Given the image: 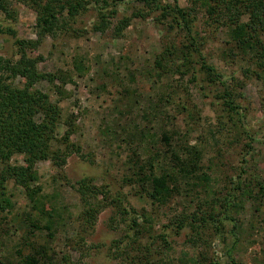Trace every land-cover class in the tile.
<instances>
[{
    "label": "rangeland",
    "instance_id": "374dc122",
    "mask_svg": "<svg viewBox=\"0 0 264 264\" xmlns=\"http://www.w3.org/2000/svg\"><path fill=\"white\" fill-rule=\"evenodd\" d=\"M6 1L13 18L3 21L0 29L10 27L15 36L0 32V56L15 60L19 57L15 37L36 38L33 28L36 12L20 0ZM178 3L182 7L191 4L189 0H178ZM140 5L133 0L119 5L117 15L108 19L110 25L104 32L91 30L96 16L90 9L77 16L69 32L40 41L37 52L43 53L44 58L37 61V67L43 72H56L60 80L56 79L54 86L41 80L36 86L48 92L50 99L60 106L62 120L72 119L74 132L70 141L79 145L81 151L70 154L62 167L53 165L49 159L37 161L34 165L37 178L29 183V190H35L32 194L13 178L4 180V193L0 195V264L38 259L44 252L50 253L54 262L64 253L76 264H124L129 261L113 258L110 252L115 242L127 234V221L113 205L96 210L93 222L83 221L81 214L85 205L72 184L83 176L94 177L98 187L105 185L112 192L122 190L128 193L133 207L145 208L150 213L149 200L134 192L125 181V176L131 173L128 169L129 143L135 128L151 123L145 112L148 105L172 89L176 92L166 107L174 118L166 127L175 125L184 130L189 125L190 144L199 147L204 154L211 191L204 190L205 187L187 189L189 196L183 192L176 195L157 210L154 221H166L167 217L181 211L198 210V206L208 208L204 200L224 195L230 180L239 171L240 152H244L243 145L249 140L239 127L235 129L238 132L231 129L234 136L224 131L226 134L216 140L210 135V130L218 124V117L224 113L219 107L220 100L215 97L216 92L204 90L202 82L191 81L189 75L180 78L170 74L156 81L155 56L164 44L178 43L182 34L167 33L162 23L140 17H132L121 36L113 34L118 19L131 15ZM3 17L0 11V22ZM196 24L206 41L203 51L207 60L224 73L228 86L234 89L236 101L244 113V124L255 137L249 154L251 167L264 178V70L261 72L252 60L233 59L223 54L227 28L207 25L203 11L199 12ZM75 64H80L81 68ZM247 66L260 74H247L244 71ZM179 101L189 109L194 106V115L178 112L176 106H170ZM65 129L63 123L58 126L57 138L60 139ZM236 133L240 135L239 141ZM9 163L23 164L22 155L13 154ZM3 168L0 162V178ZM251 201L259 202L246 201L244 210L232 213V219L224 221V230L232 233L226 243L218 244L215 240L213 244L210 242V248L202 244L195 250L183 232L170 238L172 248L168 249L161 264H178L181 256L195 257L205 250L210 257L214 254L212 248L221 257L222 264H232V259L237 264H264V205L262 202L259 211H255ZM41 205L49 210L48 220L41 212ZM47 222L49 229L44 226ZM235 238L237 242L231 249ZM130 251L132 248L127 245L121 253L131 255Z\"/></svg>",
    "mask_w": 264,
    "mask_h": 264
},
{
    "label": "trees",
    "instance_id": "16d2710c",
    "mask_svg": "<svg viewBox=\"0 0 264 264\" xmlns=\"http://www.w3.org/2000/svg\"><path fill=\"white\" fill-rule=\"evenodd\" d=\"M20 1L36 12L33 25L36 38L15 37L14 44L19 57L14 60L0 56V162L4 167L0 178V195L4 193L3 182L8 178H13L32 194L35 190H29V183L37 178L34 170L37 161L49 159L53 165L62 167L70 154H80L81 151L79 145L70 141V135L74 132L72 119L66 117L62 120L60 106L50 99L48 92L36 86L41 80H46L53 86L56 79L60 80L56 72H43L37 67V61L44 58L43 53L37 52L40 41L47 36L57 37L62 32H69L77 16L90 9L96 16V21L90 25L91 30L104 32L110 25L108 19L115 17L119 5L128 0ZM189 1L191 4L188 7H182L178 0H133L134 3H141L140 7L133 10L131 15L118 19L113 26V34L121 36L132 17L160 22L165 25L167 33H181L182 39L178 43L173 41L164 44L155 56L156 81L170 74H177L180 78L189 75L191 81H201L204 90L216 92L215 97L220 100L219 107L224 112V115L218 117V124L210 130V135L215 139L226 133L234 136L231 129L239 127L241 134L249 141L243 145L245 150L240 152L239 171L230 180L224 195L204 200V205L208 208L198 206V210L189 213L184 210L167 217L166 221L156 222L154 219L157 210L167 205L176 195L183 192L189 196L190 193L186 190H196V187H205L204 190L211 191L210 177L204 166V154L199 147L190 144L189 125L184 130L175 125H171L169 129L166 127L167 122L170 121L171 124L174 118L166 104L176 91L172 89L157 96L154 104H149L145 110L151 123L149 121V125L135 128L131 133L133 140L129 143L131 153L128 157V169L131 173L125 176V181L134 192L149 200L150 213L145 208L133 207L127 198L128 193L122 190L112 192L105 185L98 187L94 184V177L83 176L72 184L85 205L81 214L83 221L93 222L96 210L108 205L116 207L123 220L127 221V234L110 249L113 258L122 257V262L129 260L125 261L126 264H161L168 249L172 248L170 238L183 232L188 236L186 241L195 250L202 244L210 248V242L213 244L215 240L218 244L226 243L232 233L224 230V221L232 219V213L238 214L240 210H244L246 201L250 199L259 201H251L255 211H259L262 202L264 205V178L250 164L251 142L255 137L244 124V113L240 103L236 101L234 89L228 86L224 73L207 60L203 51L206 41L196 24L199 12L203 11L207 25L226 27L225 34L228 38L224 41L225 51L222 50V53L233 59L252 60L263 72L264 0ZM6 2L0 0V11L4 14L0 24L13 18ZM165 20H168L167 23H164ZM0 32L15 36V31L10 27L0 29ZM75 66L81 68L80 64ZM244 71L247 74H260L248 66ZM170 106H176L178 112L185 111L189 115H194L193 112L196 111L194 106L189 109L181 101ZM61 123L66 125V129L59 139L56 133ZM239 136L236 133L237 141ZM134 140L138 142L135 143ZM13 154H21L24 163L10 164L9 159ZM30 197L32 198L31 195ZM41 212L48 220L46 217L50 216L49 210L41 205ZM32 224L38 227L35 221ZM44 226L49 229L50 223L47 222ZM50 232L49 230L47 234ZM236 242L237 238L233 240L231 249ZM127 245L132 248L131 255L129 252L124 255L121 253ZM211 250L214 254L210 257L206 254L207 250L199 251L195 257L181 256L178 264H222L221 257L213 248ZM41 255L38 259L25 258L17 264H39L40 261L41 264H76L67 253L60 255L57 262L52 260L50 253L44 252ZM231 262L237 264L234 259Z\"/></svg>",
    "mask_w": 264,
    "mask_h": 264
}]
</instances>
